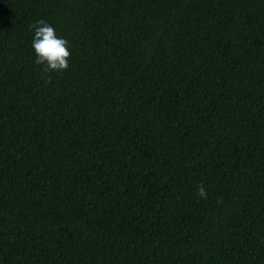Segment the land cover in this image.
I'll list each match as a JSON object with an SVG mask.
<instances>
[{
  "label": "trees",
  "instance_id": "16d2710c",
  "mask_svg": "<svg viewBox=\"0 0 264 264\" xmlns=\"http://www.w3.org/2000/svg\"><path fill=\"white\" fill-rule=\"evenodd\" d=\"M0 264H264V0H0Z\"/></svg>",
  "mask_w": 264,
  "mask_h": 264
},
{
  "label": "clouds",
  "instance_id": "9594fccd",
  "mask_svg": "<svg viewBox=\"0 0 264 264\" xmlns=\"http://www.w3.org/2000/svg\"><path fill=\"white\" fill-rule=\"evenodd\" d=\"M34 30L31 47L34 51L35 63L43 65L42 71L46 74L51 72H63L69 67V42L65 38H61L56 34V29L40 19L29 26ZM51 81V77H48ZM197 195L201 198H207V191L203 184L198 185ZM219 203V201H218Z\"/></svg>",
  "mask_w": 264,
  "mask_h": 264
}]
</instances>
